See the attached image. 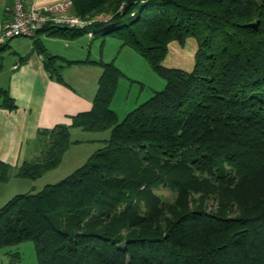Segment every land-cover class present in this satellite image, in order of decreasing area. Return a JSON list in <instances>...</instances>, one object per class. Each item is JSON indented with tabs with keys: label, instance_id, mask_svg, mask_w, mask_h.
I'll return each instance as SVG.
<instances>
[{
	"label": "trees",
	"instance_id": "1",
	"mask_svg": "<svg viewBox=\"0 0 264 264\" xmlns=\"http://www.w3.org/2000/svg\"><path fill=\"white\" fill-rule=\"evenodd\" d=\"M72 3L83 17L111 12L93 20V33L132 48L166 84L120 120L111 102L124 73L89 60L102 68L91 108L39 132L46 148L16 176L37 179L58 166L71 127L110 135L64 178L0 207V248L31 241L37 264H264V0ZM88 29L39 31L78 38ZM190 36L193 69L164 66L169 42ZM32 50L57 74L58 58L39 39ZM0 99L15 107L5 89ZM11 175L0 160V183ZM158 185L174 199L163 200ZM10 255L8 264L20 259Z\"/></svg>",
	"mask_w": 264,
	"mask_h": 264
},
{
	"label": "crops",
	"instance_id": "2",
	"mask_svg": "<svg viewBox=\"0 0 264 264\" xmlns=\"http://www.w3.org/2000/svg\"><path fill=\"white\" fill-rule=\"evenodd\" d=\"M32 1L44 6L56 0ZM12 8L13 0H0V21L12 16ZM110 16L111 12H102L96 14L93 20L105 21ZM108 36L95 35L89 30L78 38H67L58 36L52 30H41L34 37L17 36L0 45V88L5 89L15 103L13 109L0 105V160L11 165L12 177L16 176L17 167L23 161L36 160L29 146L39 132L59 123L70 124L72 115L91 108L102 68L89 60L113 61L123 73L126 72L125 66L130 67L128 61H137L133 58L137 52L123 46L117 38V42L108 41ZM34 38L39 39L50 56L58 58L54 65L57 74L46 68L44 53L32 50ZM147 70L149 73V68ZM122 78L127 77L124 75L119 79L111 102L118 118L119 113L113 105L118 88L123 83ZM141 102L136 98L133 108ZM77 129L80 128H70L72 142L79 141L71 138L72 132L80 131ZM106 139L108 137L99 140L104 142ZM10 181L11 177L0 183L4 185L0 188V195L7 197L12 194L11 198L16 194L12 191L6 193ZM26 183L32 185V180ZM1 198L4 199L0 196V201ZM7 254L8 250L2 251V255Z\"/></svg>",
	"mask_w": 264,
	"mask_h": 264
},
{
	"label": "rangeland",
	"instance_id": "3",
	"mask_svg": "<svg viewBox=\"0 0 264 264\" xmlns=\"http://www.w3.org/2000/svg\"><path fill=\"white\" fill-rule=\"evenodd\" d=\"M92 27H90L88 30H92ZM107 40L110 42H117V39L110 36L107 37ZM128 48L132 50L130 47ZM197 49L198 44L196 38L193 36L188 37L184 44H180L178 41L172 40L168 44V50L162 60V64L166 67H176L190 71L193 69L195 64V54ZM135 56L136 57L133 58L139 61H128V65L131 68L123 64L125 66L124 70L126 71L124 72V75H126L127 78H122L123 83L118 88L115 97L116 101L113 105L117 113H119L120 120L124 117L123 113H127L134 107L136 98H139L140 101H144L151 97L156 91L162 90L166 84L165 79L158 75L150 67L149 63L143 56L140 54L138 55V53H136ZM139 63L143 65H140ZM147 68H149V73ZM77 130L80 131L72 132L71 138L79 139V141L72 142L70 144L68 149L63 154L62 160L58 166L50 169L37 179H28L16 176L12 177V174L11 181L8 183L9 185H7L8 190L6 193H10V191H12L11 193L29 190L37 191L38 189L42 188L45 183L59 181L71 173L74 169L82 165L97 147H102L104 145V142H101L99 139L109 137L110 135L109 129L103 131H87L82 129ZM47 141V136L38 134L34 142L30 144L29 148L32 155H34L36 159L42 155V152L47 146ZM31 180L32 185L26 183L31 182ZM1 186L4 185L0 184V188H3ZM155 191L161 196L163 200L171 201L174 199V191L168 187L158 185L155 188ZM1 193L2 189H0V194ZM11 195L12 194L7 197L0 195L4 198H1L2 200L0 201V205H3L4 201H7ZM208 205H212L210 200L208 201ZM4 250H8V254L6 256L2 255V251ZM13 252H18L20 255V259L15 261L14 264H37L34 246L31 241L0 248V264H8L10 260L14 258L12 255H10Z\"/></svg>",
	"mask_w": 264,
	"mask_h": 264
},
{
	"label": "built area",
	"instance_id": "4",
	"mask_svg": "<svg viewBox=\"0 0 264 264\" xmlns=\"http://www.w3.org/2000/svg\"><path fill=\"white\" fill-rule=\"evenodd\" d=\"M72 0H56L40 6L32 0H13L12 16L0 21V45L17 36L34 37L45 25L88 29L92 18L72 11Z\"/></svg>",
	"mask_w": 264,
	"mask_h": 264
}]
</instances>
